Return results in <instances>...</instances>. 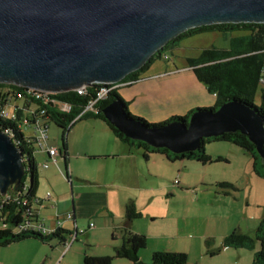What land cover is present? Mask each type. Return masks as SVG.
Instances as JSON below:
<instances>
[{"label":"water","instance_id":"95a60500","mask_svg":"<svg viewBox=\"0 0 264 264\" xmlns=\"http://www.w3.org/2000/svg\"><path fill=\"white\" fill-rule=\"evenodd\" d=\"M222 23H264V0H0V84L51 93L117 84L185 31ZM102 114L126 137L174 154L239 131L264 164V121L239 100L162 126L127 116L116 98ZM23 160L0 129V195L20 185Z\"/></svg>","mask_w":264,"mask_h":264},{"label":"crops","instance_id":"0c3cea01","mask_svg":"<svg viewBox=\"0 0 264 264\" xmlns=\"http://www.w3.org/2000/svg\"><path fill=\"white\" fill-rule=\"evenodd\" d=\"M238 34L242 32L225 33V38L230 44V39ZM186 58L185 63L179 67L177 64H173V67L169 65L155 67L154 74H150L151 64L136 81L131 84H119L116 89L124 100L127 110L131 112V108L139 109V115L147 121L150 114L165 118L170 114H178L179 110H183L182 113L186 114L197 108L196 106L211 103L213 98L215 103V95L208 92L206 86L196 78L192 69L187 66ZM9 103L13 104L12 107L22 108L24 98L10 99ZM36 108L34 104H27L26 108H23V114L32 116ZM35 116L40 124L46 123L39 114ZM32 126L37 127L34 124L29 127ZM47 140L42 147L38 145L36 148L39 151L36 152V149L33 154L38 173V186L35 194L41 200L37 206L34 204L33 207L37 209L38 219L41 215L39 207L48 211L43 221L47 227L56 228V223L59 221L61 228L72 232L76 226L83 230L82 235L87 233L89 238L95 232L104 234L107 241L104 240L102 247L86 249L87 253L92 256H113L114 247L121 244L123 228L146 237V247L143 248L145 251L141 249L138 253L145 263H147V252L148 257L156 250L188 253L187 250H179L172 248L169 244H162L158 241L163 236L161 234L156 237L158 240L148 247L149 234L144 232L141 224L136 221L142 217V210L139 209V202L133 194L135 193V182L137 179L142 180V174H139L143 165L142 160L148 161L150 154H160L171 162L187 158L169 160L162 153L151 152L146 159L143 157L144 149L136 144L122 142L103 120L86 114L75 121L68 130L66 155L61 150L62 145H52ZM50 147H55L59 151V154L55 156V161L49 156L48 148ZM175 180L173 184L178 186L180 182L175 183ZM163 187H166L165 184L159 183L158 190L161 191ZM154 200L156 198L154 199L153 196L149 197L150 203ZM129 202L134 203L141 216L127 221L125 206ZM68 213L72 214V219L67 218ZM166 213L169 214L166 209L159 208L149 215L152 220H155L162 219ZM175 215L181 216V213L175 211ZM97 217L102 219L99 224L94 221ZM231 222L230 217H224V220L220 221L221 227L217 234H208L205 236L206 239L198 241L197 248L200 249V253L203 254L205 248L208 252L216 251L218 243L222 242L223 237L233 229ZM90 223H93V227H90ZM176 230L180 232L182 228L178 226ZM66 237L68 238V235ZM73 243L65 249L60 241L59 245L33 237L26 238L0 246V264H68V262L78 264L81 248H78L79 245L74 247ZM257 245L256 243L254 252L258 249ZM147 248H150V251H147ZM229 250L230 248L222 247L219 255H224ZM243 250L247 249L236 248L235 253L238 258L245 260L249 255ZM115 259L118 258H114L113 261Z\"/></svg>","mask_w":264,"mask_h":264},{"label":"trees","instance_id":"16d2710c","mask_svg":"<svg viewBox=\"0 0 264 264\" xmlns=\"http://www.w3.org/2000/svg\"><path fill=\"white\" fill-rule=\"evenodd\" d=\"M207 31H220L222 33L242 32V34H238L230 39V44L227 48L210 46L201 49L197 57L186 58L187 66L192 69L196 78L206 86L208 92L215 95V103L213 106L197 107L188 111L184 116H172L163 122L151 124L142 117L131 115L127 110L124 100L118 94L117 89L113 88L108 94V97L97 104L96 111H90L86 115L103 120L112 133L122 142L131 145L136 144L138 147L144 149L143 157L146 159L149 153L158 152L164 154L169 160L187 158L196 160L202 164L211 162L212 158L206 153L204 148L205 139L201 142L198 151L174 154L166 148L156 149L143 141L132 140L126 137L110 124L102 114V109L116 98L122 103L127 116L147 126H162L173 121H188L189 117L196 111L218 109L226 102L239 100L253 108L264 121V23H222L189 29L152 55L141 69L128 74L119 83L110 85L118 86L121 83L131 84L139 79L141 73L147 70L155 60L161 57L163 51L168 46L174 49L181 39ZM97 86L95 84L86 88L84 94H79L74 90L55 94L56 98L71 105L70 112L64 113L54 109L52 105L44 104L40 100H36L30 89L12 84H0V102L3 105L6 106L10 99L18 97L24 98V106L22 108L17 106L16 119L0 120V129L4 130L8 128L11 130L14 142L18 141L16 146L24 154L23 162L26 165V174L22 178L18 188L14 189V187H10L4 195H0V225L5 224V227H0V246L31 237L44 242H49L52 238H57L63 245L65 244L68 239L66 235L69 236L70 232L61 227L56 228L49 234H43L40 231L33 230H16V227L25 218L33 222L41 221L43 223L42 220L38 219L37 209L33 207L34 204L37 205L41 202L40 199L36 201L37 197L35 194L38 186V173L37 165L33 157L35 151L34 141H32L33 138L23 134L19 123L21 118L26 116L23 114V108H26L27 104H34L37 108L36 112L32 115L33 117L39 114L43 119H51L61 128V150L66 155V139L68 130L73 124L71 122L80 114L88 101L94 97ZM258 89L261 91V100L259 104H256L255 96ZM30 122L29 126L35 125L34 120H30ZM43 126L47 127L46 123ZM206 140L230 142L249 152L254 160L260 158L254 144L249 141L247 136L239 131L224 133L221 136L206 138ZM225 160L220 156L217 157V161ZM253 165L255 173L259 174L256 170V164L254 163ZM28 177L29 183L26 184L25 182ZM216 185L221 189H236L232 183L226 181L217 182ZM224 193L227 194L229 191H224ZM24 200H26L25 204L23 203ZM140 216L141 213L136 209L133 202L126 204L125 218L127 221ZM122 233L121 244L114 247L113 256H92L85 251L83 253V264H112L114 258H124L132 264H188L186 253L171 250H156L151 255V261L145 263L140 259L138 253L146 247V237L142 234L134 233L127 228H123ZM256 242H258L259 246L254 252L251 264H264V216L256 227L253 236L242 232L238 228L233 229L223 237L222 247L253 250ZM210 254H214V252L211 251Z\"/></svg>","mask_w":264,"mask_h":264},{"label":"rangeland","instance_id":"374dc122","mask_svg":"<svg viewBox=\"0 0 264 264\" xmlns=\"http://www.w3.org/2000/svg\"><path fill=\"white\" fill-rule=\"evenodd\" d=\"M210 46L229 47L225 33L207 31L181 39L177 45L179 48L173 49L168 46L161 57L152 63L150 74L156 72L155 67L166 65L173 67V64H177L179 67L185 63L186 57H196L201 49ZM164 56H166L165 59ZM260 100L261 91L258 89L255 103L259 104ZM210 104H214V98L211 103L196 107H210L212 106ZM12 106V103H8L6 110H11ZM182 112L184 111L179 110L178 114H170L165 118L150 114L147 122L151 124L160 123L172 116H184L185 113ZM130 114L141 117L139 115L140 110L137 108H131ZM45 121L48 126L46 129L48 143L61 146V128L51 119H45ZM21 128L25 136L33 138L32 141H34L36 150L38 145L35 139L41 135L40 130L37 127L33 128V126L27 125H22ZM204 148L212 158V161L206 164L187 159L171 162L160 154H150L148 161L142 158L143 165L139 173L142 174V180L137 179L134 186L135 193H133L139 202V209L142 210V217L136 221L141 224L144 232L149 234L148 247H151L152 243L158 240L156 237L161 234L163 236L158 241H161L162 244H169L172 248L179 250H187L188 264H251L254 257L253 250H243L249 255L244 260V258L237 257L236 248H230L228 253L219 255L222 250V242L218 243L213 255L206 248L203 254L200 253L197 243L206 239L205 236L208 234H217L221 227L220 221L224 220V217L231 218L233 229L238 228L246 234L254 235L256 227L264 216L263 161L261 158L254 160L249 152L230 142L205 139ZM38 151L37 149L36 152ZM219 156L226 160L217 161ZM254 163L259 174L254 171ZM145 177H147L146 180ZM174 179L180 182L178 186L173 184ZM223 181L232 183L236 189H221L216 185L217 182ZM161 182L166 187L159 191V183ZM25 183H29V177ZM224 191H229V193L225 194ZM150 196L156 200L150 203ZM159 208L166 209L169 214L166 213L162 219L152 220L149 214ZM38 209L41 214L40 219L44 221V216L48 214V211L42 207ZM175 211H179L181 216H176ZM94 221L99 224L102 219L97 217ZM45 223L48 222L45 221ZM178 226L182 228L180 232L176 230ZM104 240L107 241L106 236L97 232L90 238L87 233L80 235L73 243L74 247L79 245L78 248H81L78 264H83L82 258L85 251L93 249L92 247H102L101 244ZM50 242L51 244H59L57 238H52ZM256 243L258 244V242ZM60 247L64 249L63 246ZM147 251H150V248H147ZM150 261L151 256L148 257L147 252V263ZM68 264L74 263L68 262ZM113 264L131 263L126 259L118 258L113 261Z\"/></svg>","mask_w":264,"mask_h":264},{"label":"built area","instance_id":"2783aa9c","mask_svg":"<svg viewBox=\"0 0 264 264\" xmlns=\"http://www.w3.org/2000/svg\"><path fill=\"white\" fill-rule=\"evenodd\" d=\"M166 58V56H164V59ZM264 82V81H263ZM97 88L94 92V97L88 101V103L85 105V107L82 109V111L80 112L79 115H77L71 123H74L75 121L79 120L83 115H85L86 113L90 112V111H96V106L97 104L106 99L108 97V94L110 93V91L113 88H116L117 86H111L110 83L104 84V83H100L97 84ZM89 86H83L80 88H77L76 92H78L79 94H84L86 92V88H88ZM31 90V89H30ZM32 91V95L36 100H40L42 103L44 104H49L52 105V107L58 111L64 112V113H68L71 110V105L65 101H62L58 98L55 97V94L57 93H51V92H47V91H37V90H31ZM17 116V106H14L12 110L7 111L6 110V106L2 104V102H0V120H4V119H11V120H15ZM30 120H34L35 125L37 126V128L40 130L41 135L36 137L35 141L37 142V145H39L40 147L43 146V143L46 142V140L48 139L47 135H46V129L47 127L43 126V124H40V121L38 118L33 117V116H23L21 118L20 121V126L22 127V125H27L29 126V124L31 123ZM6 134H8L11 138L13 137V133L11 132L10 129L5 128L3 130ZM13 139V138H12ZM14 141V140H13ZM45 141V142H44ZM15 145L18 144V141L14 142ZM48 153L49 156L53 159V161H55V156H57L59 154V151L57 148L55 147H50L48 148ZM44 166H47V164H44ZM178 181L175 180V183H177ZM47 196L49 197L50 194L48 193ZM38 200V198L36 199V201ZM35 201V202H36ZM23 203H26V200L23 201ZM67 218L68 219H72V214L68 213L67 214ZM40 220V219H39ZM57 227H60V222L57 221ZM0 227H5V224L0 225ZM90 227H93V223H90ZM56 228H49L47 227L44 223H41V221L39 222H33L32 220H29L28 218H25L20 225H18V227H16L17 231H26V230H33V231H40L43 234H49L51 232H53ZM83 234V230L82 229H78L76 226H74V230L72 232H70L68 239L66 240L64 247L65 249L69 248L70 245L76 241L78 239V237L80 235Z\"/></svg>","mask_w":264,"mask_h":264}]
</instances>
